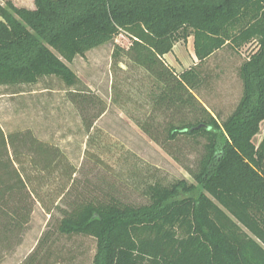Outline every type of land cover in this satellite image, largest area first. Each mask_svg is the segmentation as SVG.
<instances>
[{
  "label": "trees",
  "instance_id": "obj_1",
  "mask_svg": "<svg viewBox=\"0 0 264 264\" xmlns=\"http://www.w3.org/2000/svg\"><path fill=\"white\" fill-rule=\"evenodd\" d=\"M35 8L0 3V83H34L58 76L82 84L68 66L77 56L109 43L122 31L132 37L131 59L164 85L156 103L192 112L172 136L205 137L196 184H155L150 202L119 199L83 202L62 219L66 235L97 240L93 264H264V0H34ZM194 38L199 60L176 73L164 56ZM257 48L240 67L244 93L224 120L194 91L204 80L200 65L230 45ZM16 136V135H15ZM11 138V139H10ZM0 126V150L7 148ZM46 168L55 161L50 156ZM17 179L5 190H20Z\"/></svg>",
  "mask_w": 264,
  "mask_h": 264
},
{
  "label": "rangeland",
  "instance_id": "obj_2",
  "mask_svg": "<svg viewBox=\"0 0 264 264\" xmlns=\"http://www.w3.org/2000/svg\"><path fill=\"white\" fill-rule=\"evenodd\" d=\"M11 1L35 5L34 0ZM193 42L191 36L176 43L170 55L176 68L164 59L169 67H195ZM131 44L132 37L122 31L66 61L82 81L79 86H68L58 76L0 83V126L12 136L0 150V264H93L96 238L61 233L66 214L95 199L147 204L155 184H196L207 140L172 136L173 126L190 120L192 112L156 103L165 87L131 59ZM256 48V42L240 49L225 45L200 65L204 80L194 93L220 120L241 101L240 67ZM263 133L264 122L256 144ZM47 156L55 161L50 168ZM15 169L26 184L5 190L17 179Z\"/></svg>",
  "mask_w": 264,
  "mask_h": 264
},
{
  "label": "crops",
  "instance_id": "obj_3",
  "mask_svg": "<svg viewBox=\"0 0 264 264\" xmlns=\"http://www.w3.org/2000/svg\"><path fill=\"white\" fill-rule=\"evenodd\" d=\"M33 8H35V5L32 6V9H33ZM189 38H190V37H189ZM193 43H194V42H193ZM175 47H176V44H175L173 50H172L170 53H168V54H166V55L164 56V59H165V60L168 59L169 63H171L172 67H174V68H176V66H175V63H174L173 59L170 58V55L173 54V51H174ZM194 52H195V50H194ZM195 55H196V54H195ZM196 58H197V56H196ZM174 59H175V58H174ZM175 61H176V60H175ZM197 61L199 62L198 58H197ZM198 62H196L194 65H197ZM165 63H166L167 66H169V64L167 63V61H166ZM170 68H171V67H170ZM171 69H172V68H171ZM188 69H189V68H188ZM172 70H174V69H172ZM174 71H175V70H174ZM177 71H178V70H177ZM177 71H175V72H176V73H180V72H183L184 69L181 70V71H178V72H177ZM214 115H215V114H214Z\"/></svg>",
  "mask_w": 264,
  "mask_h": 264
}]
</instances>
